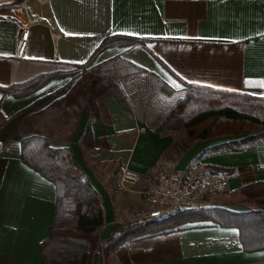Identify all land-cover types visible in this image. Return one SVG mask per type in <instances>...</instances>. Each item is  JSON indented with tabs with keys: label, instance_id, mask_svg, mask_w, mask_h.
Returning a JSON list of instances; mask_svg holds the SVG:
<instances>
[{
	"label": "crops",
	"instance_id": "0c3cea01",
	"mask_svg": "<svg viewBox=\"0 0 264 264\" xmlns=\"http://www.w3.org/2000/svg\"><path fill=\"white\" fill-rule=\"evenodd\" d=\"M30 19L24 52L16 57L18 27ZM109 34L135 40L99 48ZM115 58L110 68L126 95L144 78L128 60L152 73L157 98L172 99L188 84L264 97V0H0V264H40L39 242L54 215L53 181L21 157L20 133L32 130L53 147H71L102 197L104 222L89 236L87 264H264V247L245 249L237 226L208 220L152 229L109 255L99 250L114 222L141 200L137 186L158 168H209L224 180L223 193L239 197L226 201L220 193L205 204L233 211L250 206L240 186L264 181V140L222 149L240 134L219 135L177 153L172 144L184 130H152L113 94L96 99L92 145H85L80 136L88 113L74 115L52 102L82 69ZM46 73L50 78L32 90H4ZM78 145L96 151L108 171L88 167ZM126 166L141 177L122 187L118 176Z\"/></svg>",
	"mask_w": 264,
	"mask_h": 264
},
{
	"label": "trees",
	"instance_id": "16d2710c",
	"mask_svg": "<svg viewBox=\"0 0 264 264\" xmlns=\"http://www.w3.org/2000/svg\"><path fill=\"white\" fill-rule=\"evenodd\" d=\"M134 40V37L109 34L102 39L99 48ZM118 59L83 69L66 93L52 102L74 115L88 113L80 136L85 145H92L90 124L96 117V99L108 94L115 95L122 105L132 109L156 132L184 130V136L172 144L177 153L197 139L219 135L240 134V137L222 142L219 145L222 149L236 150L264 140V97L188 84L172 99L166 96L157 98L150 80L152 73L128 60L125 62L132 64L136 71L143 72L144 78L126 95L114 79L116 72L110 68ZM50 75L38 74L14 82L4 90L24 93L44 83ZM157 100L159 102L152 105ZM20 135L22 159L55 185L53 219L48 234L39 242L43 256L40 264H87L89 236L104 222L99 191L75 159L71 147H53L47 135L34 130ZM78 146L81 152V145ZM190 167L191 163L184 170ZM237 191L250 203L248 209L233 211L218 205L202 204L180 208L164 217L115 221L99 250L109 255L124 242L152 229L205 220L237 226L245 249L264 247V181L249 182ZM90 264L96 263L92 261Z\"/></svg>",
	"mask_w": 264,
	"mask_h": 264
},
{
	"label": "built area",
	"instance_id": "2783aa9c",
	"mask_svg": "<svg viewBox=\"0 0 264 264\" xmlns=\"http://www.w3.org/2000/svg\"><path fill=\"white\" fill-rule=\"evenodd\" d=\"M31 21L21 23L18 27L14 52L16 57L22 56L24 52ZM140 177L138 171L126 166L119 173L118 183L126 187L137 183ZM224 189V180L207 167L188 170L158 168L140 191L142 198L136 218L164 217L183 207L202 205L211 196L223 193Z\"/></svg>",
	"mask_w": 264,
	"mask_h": 264
},
{
	"label": "rangeland",
	"instance_id": "374dc122",
	"mask_svg": "<svg viewBox=\"0 0 264 264\" xmlns=\"http://www.w3.org/2000/svg\"><path fill=\"white\" fill-rule=\"evenodd\" d=\"M86 69H88V68H86ZM82 71H83V69H82ZM81 154H82L83 161L91 169H94L96 171H98V170H106V171H108V168L109 167H106V166H104L103 164H100L97 161V159H96L97 152L96 151H93V149H89L87 147H82L81 148ZM151 176H152L151 174L148 175V178L145 179V181H146L145 184L143 183V184H141V186L140 185L137 186L139 188V190H141L142 187H144L145 185H147L148 180H149V178ZM221 196H223L226 201H232V200L234 201V200H237V198L239 197V194L234 191L233 193H228V194L221 193ZM140 202H141V200H138L136 202L135 208L131 211L130 216L129 217H125L123 220H128V219H133L134 220V219H137L136 218V214H137V210H138V207L140 205Z\"/></svg>",
	"mask_w": 264,
	"mask_h": 264
}]
</instances>
